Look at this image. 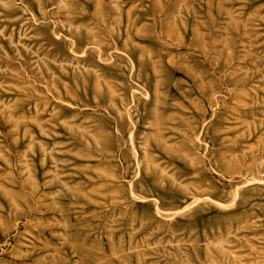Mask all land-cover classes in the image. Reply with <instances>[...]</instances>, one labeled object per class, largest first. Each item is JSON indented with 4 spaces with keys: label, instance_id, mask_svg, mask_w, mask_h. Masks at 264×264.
<instances>
[{
    "label": "rangeland",
    "instance_id": "1",
    "mask_svg": "<svg viewBox=\"0 0 264 264\" xmlns=\"http://www.w3.org/2000/svg\"><path fill=\"white\" fill-rule=\"evenodd\" d=\"M0 264H264V0H0Z\"/></svg>",
    "mask_w": 264,
    "mask_h": 264
}]
</instances>
